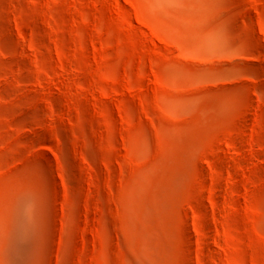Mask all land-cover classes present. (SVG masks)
Returning <instances> with one entry per match:
<instances>
[{"label":"rangeland","instance_id":"1","mask_svg":"<svg viewBox=\"0 0 264 264\" xmlns=\"http://www.w3.org/2000/svg\"><path fill=\"white\" fill-rule=\"evenodd\" d=\"M0 264H264V0H0Z\"/></svg>","mask_w":264,"mask_h":264}]
</instances>
